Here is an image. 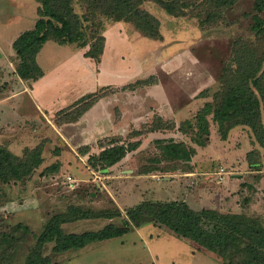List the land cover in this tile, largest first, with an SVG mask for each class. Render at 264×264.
<instances>
[{
    "label": "rangeland",
    "instance_id": "obj_1",
    "mask_svg": "<svg viewBox=\"0 0 264 264\" xmlns=\"http://www.w3.org/2000/svg\"><path fill=\"white\" fill-rule=\"evenodd\" d=\"M253 4V0H236L233 5L224 6L223 17L216 23L200 26L197 17L167 15L158 3L148 0L144 8L160 21L161 36L157 38L141 33L129 22L103 17V51L98 61L85 55L90 47L86 44L76 46L78 58L72 56L67 65L73 66L72 72L76 65L78 74H125V83L114 86L110 82L94 92L95 95L100 91L108 94L99 104L101 111L94 112L101 114L97 119L100 127L95 128L91 115L87 118L85 115L84 119L70 125L67 132L73 135L72 145L88 141L90 153L98 152L99 142L112 136H119L124 142L140 139V145L103 174L89 169L86 157L75 156L73 151L59 145L55 133L52 132L55 140L50 147L44 139L37 140L33 146L40 143L48 150L43 148V162L28 182L0 184V235L20 236L19 240L4 239L2 248L5 247L11 263L21 264L50 214L65 211L71 204L93 210L118 206L121 210L120 215L112 219L86 218L64 225L67 232L76 233L99 230L110 221L121 225L125 209L147 199L184 200L194 209L241 212L258 216L264 225V146L256 142L248 127L238 125L222 140L209 115L206 145L193 139L196 131L199 134L196 128L187 132L175 127L147 130L157 110L164 105L160 97L170 100L175 107L184 105V111L168 112L173 118H165L175 120L176 127L191 119L203 103L211 99L219 69L230 60L235 40L253 37L250 30ZM37 7L36 0H0L1 42L5 44L19 31L31 28L38 17ZM75 7L80 11V7ZM191 8L186 7V10ZM261 14L264 18V10ZM69 46L75 48V43ZM73 47L68 49V46L49 41L40 48L41 65L48 68L61 61L69 56ZM202 90L203 95L199 93ZM205 92L209 95L204 96ZM154 96L159 97V101L156 102ZM85 99L89 100L90 95ZM83 104L70 110L67 106L50 119L62 122ZM118 105H121L120 110ZM165 107L170 109L166 104ZM262 119L264 124V111ZM87 121L90 124L86 129ZM83 127L86 130L84 140L80 131ZM136 130L142 131L137 133ZM200 137L204 139L205 134ZM169 138L194 146L195 153L190 161L162 158L160 141ZM20 147L15 146L13 151L21 153ZM56 147H63V162L56 172H47L46 167L55 162ZM250 150H253L251 156L258 162L257 166L248 163ZM144 167L153 170L139 174ZM67 175L76 179L75 186L68 183ZM95 185L98 188L92 189ZM19 222L27 224L35 234L13 229ZM50 246L45 252H51ZM56 259L55 264H220L209 253L150 222L121 236L92 241L79 250L64 251Z\"/></svg>",
    "mask_w": 264,
    "mask_h": 264
},
{
    "label": "trees",
    "instance_id": "obj_2",
    "mask_svg": "<svg viewBox=\"0 0 264 264\" xmlns=\"http://www.w3.org/2000/svg\"><path fill=\"white\" fill-rule=\"evenodd\" d=\"M38 2V17L34 25L20 32L13 41L16 52V73L21 79L32 81L39 78L43 71L36 61V55L46 41L58 44L84 46L89 44L86 56L98 61L103 51L104 38L103 17L129 22L141 33L157 38L160 21L144 8L148 0H36ZM159 4L165 14L172 16H190L198 18L200 26L216 23L223 17L224 6L233 5L236 0H152ZM252 24L250 30L253 37H239L233 43L230 60L219 69L216 77L217 86L211 93V99L203 103L191 119H187L176 127V122L170 121L160 114H155L148 131L177 128L187 132L196 128L193 139L198 144L208 143L209 120L216 123L222 140L227 139L231 129L238 125L248 127L260 146H264V0H253ZM80 7V11L76 7ZM186 7H192L190 11ZM196 18V19H197ZM223 64V63H222ZM103 87V86H102ZM110 88V87H109ZM103 88V89H109ZM207 90V89H206ZM208 91V90H207ZM203 90L199 93L201 95ZM93 94V95H91ZM89 93L78 99L73 108H78L66 119L75 120L97 98ZM205 95H209L205 92ZM142 130H136L139 133ZM205 134L202 139L201 134ZM140 139L121 141V137L108 138L99 142L98 152H89V146L78 147L81 155H86L89 169L108 173L128 152L140 145ZM162 158L178 162L190 161L195 153L194 146L183 140L160 141ZM202 146V145H201ZM21 153H15L7 144L0 142V184L9 182H28L36 169L43 162V146H24ZM253 150L247 152L250 166H257L252 159ZM59 160L46 167L45 171L56 172ZM45 168V167H44ZM152 168L144 167L139 174L150 173ZM47 171V172H48ZM92 189H97L98 185ZM113 203L114 201L110 199ZM116 205V204H115ZM118 206L93 210L71 204L65 211L50 214L43 224L42 230L36 235L35 241L27 249L21 264H55L56 256L67 250H79L92 241H100L118 237L139 227L145 222L158 227H165L175 236L189 241L198 250L212 255L220 264H264V225L258 216L241 212H220L212 208L194 209L184 200H142L128 206L122 224L107 222L99 230H85L79 233L65 230V224L86 218L112 219L120 215ZM22 223V224H21ZM13 229H21L29 235L35 232L27 224L19 222ZM4 239L19 240L14 234L0 235V264H13L7 258ZM2 243V244H1ZM51 245V252H45ZM14 255L12 254V257Z\"/></svg>",
    "mask_w": 264,
    "mask_h": 264
},
{
    "label": "crops",
    "instance_id": "obj_3",
    "mask_svg": "<svg viewBox=\"0 0 264 264\" xmlns=\"http://www.w3.org/2000/svg\"><path fill=\"white\" fill-rule=\"evenodd\" d=\"M22 31L23 30L13 35L11 39L9 38L8 42H5V44L0 40V82H2L0 84V142L7 144L12 151L15 146H21V149L24 146H33L39 139H44L45 144L50 147L54 144L53 141L55 140L52 139L53 132L56 135L55 138L59 145L64 146V149L73 151L75 156L77 155L85 158L86 155H81L78 151L79 146L88 145V141H85V137L83 136L86 131L85 127L80 130L82 131L81 135L84 140L82 144L72 145L73 135L71 132H67V130L70 125H75L81 118L84 119L85 115H87L86 118L91 115L95 128L100 127V122L97 123V119L101 114L94 112L101 111L99 104L104 102L108 94H104L97 98L75 120L64 119L62 122H57L52 121L50 118H53V115H56L59 110L67 106H70L67 107V110L73 108V105H75L78 99L84 94L94 93L102 86L111 83H114V86H116V84L118 86L119 84H124L125 74H115V72H113V74H78L76 72V65L74 66L75 72H72L73 66L71 65L70 67L69 64L67 65V61L70 63L72 56L78 58L77 54L79 53L76 49L77 47L75 46L74 48L72 46L74 49L71 51L69 50L68 57H65L48 68H44L41 65L39 50L36 55V61L41 67L43 74L32 81L21 79L16 73L17 55L12 44L17 35ZM49 41H46L44 44ZM44 44L41 49L44 47ZM58 45L68 46V49L72 48L67 44ZM66 72H69V74ZM101 78H103V80ZM110 78H112V80H109ZM2 80L7 83L3 84ZM154 97L156 102L159 101V97ZM160 99L162 100L160 103L164 105H162L161 110L158 109L157 112L164 118H173L172 115H168V112L172 111V113H175L178 110L180 112L184 111V105L182 103L175 107L170 100L164 97H160ZM166 100L168 101L166 102ZM165 104L170 109L165 107ZM118 108L120 110L121 105H118ZM96 114L97 116L95 117ZM89 124V121H87L85 125L86 129L89 127ZM233 129L230 130V133ZM48 147L43 148L48 150ZM62 148L56 147L54 149V161L58 159L60 163L63 162L61 160ZM59 150L61 151L59 152ZM73 186H75V184H73Z\"/></svg>",
    "mask_w": 264,
    "mask_h": 264
},
{
    "label": "built area",
    "instance_id": "obj_4",
    "mask_svg": "<svg viewBox=\"0 0 264 264\" xmlns=\"http://www.w3.org/2000/svg\"><path fill=\"white\" fill-rule=\"evenodd\" d=\"M66 179H67V181H68V183H69L70 185H73V183H74V181H75L74 178H72L70 175H67V176H66Z\"/></svg>",
    "mask_w": 264,
    "mask_h": 264
}]
</instances>
